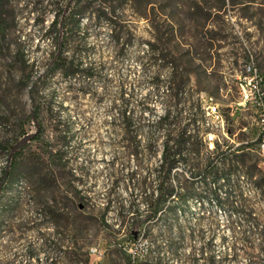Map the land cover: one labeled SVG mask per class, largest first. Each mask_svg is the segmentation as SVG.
Returning <instances> with one entry per match:
<instances>
[{"label":"rangeland","instance_id":"rangeland-1","mask_svg":"<svg viewBox=\"0 0 264 264\" xmlns=\"http://www.w3.org/2000/svg\"><path fill=\"white\" fill-rule=\"evenodd\" d=\"M15 1L21 9L17 12L20 32L17 37L25 47H31L32 58L40 61L48 42L40 39L39 28L33 26L38 14L29 13L31 6L26 7V0ZM150 1L155 10L148 19L138 15L141 0H136L134 10L124 9V24L120 26L132 32L133 41L121 52L114 45L110 25L83 18L81 34L86 48L81 57L92 65L94 75L72 81L54 76L43 93L44 99L52 102L51 114L45 120L48 133L53 129V133H59L57 138L62 139V132H69L70 137L69 143L62 147L56 134L51 136L52 148H63L68 163L66 170L55 169L58 199L63 201V195L68 199L74 197L69 180L72 171L74 184L85 197V211L91 215L83 252L60 255L64 256L61 264H80L85 252H89L91 264H129L125 250L132 255L136 252L145 255L151 249V243L141 235L137 244L130 243L132 212L143 216L148 213L144 199L160 181L157 172L166 136L159 133L152 137L156 143L149 145L148 134L155 133L152 126L165 114L166 87L173 73L171 61L191 77L183 91L185 98L179 105L170 104L171 120L180 116L181 128L189 126L188 133L193 131L191 120L197 116L199 149L194 153L188 146L184 152L188 161L173 170L168 183L175 189L182 187V195L193 191L209 199L195 200L185 207L171 203L172 210L164 209L159 221H151L139 229L153 243L155 254L148 261L154 262L157 257L161 264H209L207 260L214 256L216 264H264V196L256 189L255 178L251 181L240 171L233 173L229 183L220 180L214 185L212 180L223 170L217 152L228 147L235 150L242 144H249L251 165L257 164L264 175V157L260 155L257 140L264 105L258 93L253 103L240 105L241 84L253 80L260 88L264 80V0H226L221 11L209 10L218 7L219 0ZM43 2L45 7L49 0ZM44 7L38 6V9L48 24L53 14ZM155 36L162 37L171 50L165 65L156 63L159 57L148 48V42L154 41ZM29 39L32 41L27 42ZM207 43L215 47L210 56L204 46ZM37 44L40 49L35 48ZM13 57L14 52L0 54V112L9 109L20 114L23 104L24 111L29 112L31 100L27 92L30 87L20 95L23 102L16 99L21 88L18 81L26 76L36 80L41 69L14 63ZM191 61L194 66H190ZM198 65L202 67L197 70ZM194 71L199 74L196 76ZM253 73L258 75L257 79ZM157 76L159 80L154 81ZM181 81L183 84L185 79ZM254 82L246 88L248 91ZM198 100L201 111L190 107L191 101ZM211 103L218 107L220 118L209 119L208 111L205 113V107ZM125 111L134 121L130 129L125 127L122 118ZM26 128L34 129L32 123L26 124ZM5 129L7 126L0 122V137ZM169 131L176 137V127ZM129 132H139L137 139L128 136ZM4 165L5 161L0 160V168ZM145 179L152 185L150 192L143 189L147 194L139 189ZM34 195L26 180L3 194L4 206L13 200H22L11 212L9 232L0 236V254L5 250L9 264L26 263L29 245L38 249L45 239L57 236H66L69 251L74 248L70 233L64 235L62 230L56 233L42 222ZM219 198L223 205L218 202ZM62 203L72 209L68 201ZM106 207H109L107 212ZM249 214L256 221L248 219ZM104 219L110 228L101 226ZM71 220L75 217L71 216ZM34 222L39 231L32 230ZM39 222L45 225L39 226ZM6 244L7 249L2 247ZM40 257L44 259L45 254L41 252ZM31 262L35 264L36 260Z\"/></svg>","mask_w":264,"mask_h":264},{"label":"trees","instance_id":"trees-1","mask_svg":"<svg viewBox=\"0 0 264 264\" xmlns=\"http://www.w3.org/2000/svg\"><path fill=\"white\" fill-rule=\"evenodd\" d=\"M26 7H30V14L37 13L38 17L35 18L33 26L39 28V34L41 40H46L48 46L41 52V60L33 59L31 54V47L24 46V42L17 37L18 20L17 12H20L19 3L15 0H0V54L5 55L9 52H14V63L19 62L26 68L33 69L40 68L41 72L38 73L36 80L33 77L26 76L18 81L21 85L19 89L20 94H16L17 100H22L20 95L27 91L31 106L29 112L24 111V104L21 113L16 111H9V109H3L0 112V122L7 126L5 132L0 137V160L5 161V165L0 168V236L4 233L7 234V228L9 227V217L12 210L21 205L22 200H13L10 205H2L3 194L9 190L14 189L19 184L26 180L29 185V190H33L35 195L33 199L36 202V207L40 211L39 216L42 222H45L48 226H51L56 233L59 230L64 232V235L71 234L74 242V248L69 251V240H65V237L45 239L43 244L38 249L33 248L32 245L27 247V256L29 261L22 264H32L31 261L36 260L35 264H61L63 263L64 256L69 253L83 252L84 245H86L87 232L90 228V213L85 210V197L74 183L75 174L71 171L69 180L74 189L72 199H68L66 196H62V200L58 199V186L56 185V179L54 173L55 169L66 170L68 163L65 162L66 155L62 151L64 149L55 150L51 146V136L56 134L55 138L59 136V133H53V129L48 133V127L45 124V120L49 117L52 111V105L46 98L44 99L43 93L49 88V81L54 76H61L63 79L72 81L78 78L90 79L94 75V70L91 64H88L81 55H83L86 48L84 34H81L82 20L87 17L97 22H106L112 28V39L114 45L121 52L124 48L132 43V32L130 30L123 29L120 24H124L123 18L125 17V8L135 9L136 0H49L44 7L43 0H26ZM142 7L140 17L149 18L151 11L153 12V2L150 0H141ZM220 5L218 7H210L209 10L217 9L221 11L225 6L226 0H219ZM38 6L49 9V12L53 14V19L46 24L45 17L42 11L38 9ZM176 7L181 8L179 4ZM20 33V32H19ZM18 33V34H19ZM29 39L27 42H31ZM34 42V41H33ZM162 46L159 47V44ZM208 50L209 56L212 54L215 47L213 45H204ZM35 48L40 49V45H36ZM148 48L151 53L159 57L156 59V63L166 64L169 61L171 55L168 45L163 43V38L159 36L154 37V41L148 42ZM168 52V53H166ZM212 59V58H211ZM196 60V59H195ZM172 65L173 73L171 74L170 81L166 87V105L165 114L160 115L155 121L152 128L155 130L148 138V144L152 145L155 142L153 138L159 133L166 136L163 142V153L160 159V165L158 167L157 177L159 183L156 185V189L150 193V196L144 199V204L148 208V213L143 216L138 213L132 212L131 223V236L130 243L137 244L140 235L147 242L151 243V249L147 250L145 255L137 253L132 255L128 250L125 252L129 258V264H161V259L155 258V261H148L153 254H155L153 243L145 234H141L139 229L146 223L151 221H159L162 218L164 209L168 211L172 208L169 204L175 203V206L185 207L190 202L195 200H201L204 202L206 196L198 195L193 191H188L184 195L180 193V189H175L172 185H169L168 180L171 174L177 166L185 165L188 161L185 155V150L190 146L194 153L198 152L199 145L197 143L198 137V120L195 115L191 120L194 127L193 131H188L189 126L181 128V117L177 116L171 120L169 113L170 104L174 102L179 105L184 97L183 91L187 88V83L190 81V73L184 74L181 70V66L175 61L170 62ZM175 65V66H174ZM194 61L190 62V66H194ZM198 65L197 70L201 68ZM205 73L207 69H204ZM182 71V72H181ZM194 73L199 74L198 71ZM180 74V75H179ZM157 76L154 81L159 80ZM181 79H185L183 84ZM220 87H217L219 91ZM204 92H210L202 90ZM210 94H214L211 92ZM23 102V101H21ZM190 102V101H189ZM22 104V103H21ZM128 107V106H127ZM190 107L193 110L201 111L202 105L200 101H191ZM206 113V111H205ZM203 117V115H202ZM123 121L125 127L130 129L133 126V119L127 111L123 112ZM172 122V123H171ZM33 124V130H28L26 124ZM171 127H176V137L173 136V132H170ZM126 129V130H128ZM129 131V130H128ZM53 133V134H52ZM58 134V135H57ZM63 137L57 138L62 147L69 143V132H62ZM139 132H129L127 135L131 136L135 140L137 139ZM153 137V138H152ZM188 137V139H186ZM59 144V143H58ZM248 145L242 144L237 149L232 150L228 147L226 150L218 151L216 157L221 161L223 170L221 173L216 174L212 178L214 185L219 184L220 180L226 183L231 182V178L234 172L238 173L242 171L243 175L251 181L254 180L256 189L264 196V175L260 172L257 164H252L249 160ZM219 148V146L217 147ZM211 166H215L214 163ZM258 172L260 174H258ZM208 184V183H207ZM150 185L146 179L139 184V189L142 191L147 190L150 192ZM181 185V183H180ZM70 186V185H69ZM68 186V187H69ZM152 186V185H151ZM67 187V186H66ZM67 187V188H68ZM145 189V190H143ZM147 191L145 193L147 194ZM214 196L218 198V194L214 191ZM40 196V198H39ZM178 198L175 202V198ZM45 198V201H43ZM174 198V199H173ZM209 199V198H208ZM228 199V198H227ZM68 201L72 205V209L62 202ZM220 205H223L222 198L218 199ZM109 206V205H108ZM81 207H84L82 210ZM109 207L104 210L107 212ZM177 216V214H174ZM71 216L75 217V220H71ZM247 218L251 221H256L252 214L247 215ZM98 222V220H96ZM100 225L98 222V225ZM101 226L110 228L111 225L104 219L101 222ZM40 225H45L39 222ZM13 229V227H12ZM39 231L37 223H33L32 230ZM7 249V244L2 245ZM41 252L45 254V258L40 257ZM5 250L0 254V264H9V261L5 257ZM57 255V258L54 257ZM84 260L80 264H91L89 252L83 253ZM209 264H216L215 257L212 256L207 260ZM79 264V263H77Z\"/></svg>","mask_w":264,"mask_h":264},{"label":"built area","instance_id":"built-area-1","mask_svg":"<svg viewBox=\"0 0 264 264\" xmlns=\"http://www.w3.org/2000/svg\"><path fill=\"white\" fill-rule=\"evenodd\" d=\"M250 71H253L254 72H257L256 69H249ZM247 76H245L244 78H246ZM253 77H256V79L258 78V75L253 73ZM252 82H254L253 80H251L248 84H244L242 83L241 86H242V97H241V101H240V105L245 104L247 105L248 103H253V100H255L257 97L255 95V93H258L259 95V99L262 101V104L264 105V80L262 79V85L260 88H258V83H255L257 81L254 82L253 84V88L249 89V91L246 89L248 88L250 85H252ZM205 111H209V119H213V117L215 118H220V114H219V111H218V107L215 106L213 103L207 105L205 107ZM264 111V109H263ZM259 134H258V137H257V140L259 142V152H260V155L262 157H264V114H261L260 115V119H259ZM213 137H210V140H212ZM94 253L96 251H93Z\"/></svg>","mask_w":264,"mask_h":264},{"label":"bare ground","instance_id":"bare-ground-1","mask_svg":"<svg viewBox=\"0 0 264 264\" xmlns=\"http://www.w3.org/2000/svg\"><path fill=\"white\" fill-rule=\"evenodd\" d=\"M208 115H209V111H208Z\"/></svg>","mask_w":264,"mask_h":264}]
</instances>
